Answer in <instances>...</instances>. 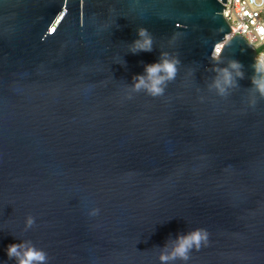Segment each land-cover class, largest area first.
I'll list each match as a JSON object with an SVG mask.
<instances>
[{"label":"water","instance_id":"obj_1","mask_svg":"<svg viewBox=\"0 0 264 264\" xmlns=\"http://www.w3.org/2000/svg\"><path fill=\"white\" fill-rule=\"evenodd\" d=\"M225 5L0 0V264L23 240L49 264H160L192 228L208 244L187 264H264V100L247 105L256 51L226 39ZM137 27L151 52H129ZM161 52L180 60L175 80L128 99ZM233 59L244 78L221 97L212 68Z\"/></svg>","mask_w":264,"mask_h":264},{"label":"clouds","instance_id":"obj_2","mask_svg":"<svg viewBox=\"0 0 264 264\" xmlns=\"http://www.w3.org/2000/svg\"><path fill=\"white\" fill-rule=\"evenodd\" d=\"M264 34V28L259 29ZM137 38L129 44V52L136 54L139 52H151L153 50V37L148 29L137 27ZM227 41L218 42L212 48L211 59L215 64L221 62L222 50ZM180 60L175 56H170L167 52H161L156 62L145 64L143 74L132 77V84L125 85L127 98L132 99L133 94L144 92L147 95L156 97L163 96L168 84L175 80ZM214 64L212 71L216 73L209 90L215 89L216 94L221 97L228 96L229 89L239 87L237 80L244 78L241 71L243 65L230 60L226 67H216ZM253 74L249 77L251 87L248 88L247 105L255 108L260 100H264V54L255 57L251 65ZM202 100V98H201ZM99 209L92 207L88 209L87 215L95 217L99 214ZM35 225V218L26 215L24 219V230L27 231ZM208 244V232L203 228H192L176 236L169 237L163 246L159 247L157 256L160 264H174L181 261L187 264L192 251H199L202 246ZM6 255L15 264H49V256L46 251L36 247L32 241L23 240L19 243L9 244L6 248Z\"/></svg>","mask_w":264,"mask_h":264},{"label":"built area","instance_id":"obj_3","mask_svg":"<svg viewBox=\"0 0 264 264\" xmlns=\"http://www.w3.org/2000/svg\"><path fill=\"white\" fill-rule=\"evenodd\" d=\"M222 15L229 24L226 39L242 36L256 51L255 57L264 54V0H226Z\"/></svg>","mask_w":264,"mask_h":264}]
</instances>
